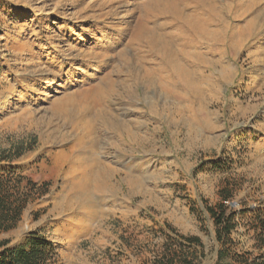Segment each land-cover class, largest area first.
<instances>
[{"label": "rangeland", "instance_id": "374dc122", "mask_svg": "<svg viewBox=\"0 0 264 264\" xmlns=\"http://www.w3.org/2000/svg\"><path fill=\"white\" fill-rule=\"evenodd\" d=\"M0 170L46 186L0 241L52 264L264 254V0H0Z\"/></svg>", "mask_w": 264, "mask_h": 264}, {"label": "trees", "instance_id": "16d2710c", "mask_svg": "<svg viewBox=\"0 0 264 264\" xmlns=\"http://www.w3.org/2000/svg\"><path fill=\"white\" fill-rule=\"evenodd\" d=\"M21 153H18L19 156ZM6 159V158H3ZM26 182V185H25ZM46 194V186H39L15 170H0V233L15 228L28 204ZM226 201V200H225ZM206 210L215 226V239L222 245L223 251L218 257L229 255L226 245L235 229V212L220 202L216 206H207ZM258 237L264 249V218L258 219ZM189 243L200 244L198 238H188ZM8 242L0 241V264H52L55 253L52 243L36 234L28 236L22 245L6 248ZM224 264H264V254L252 257L250 253L233 254ZM176 257L167 258L169 264H176ZM191 259L183 256L179 264H192Z\"/></svg>", "mask_w": 264, "mask_h": 264}, {"label": "bare ground", "instance_id": "6f19581e", "mask_svg": "<svg viewBox=\"0 0 264 264\" xmlns=\"http://www.w3.org/2000/svg\"><path fill=\"white\" fill-rule=\"evenodd\" d=\"M156 1V0H155ZM164 3V2H163ZM156 4H157V2H156ZM156 4L155 3H152L151 5H148V7H150L151 9L153 8V7H155L156 6ZM161 4V3H160ZM161 7V6H160ZM159 7V8H160ZM151 11V10H150ZM199 15V14H198ZM197 30V29H196Z\"/></svg>", "mask_w": 264, "mask_h": 264}]
</instances>
